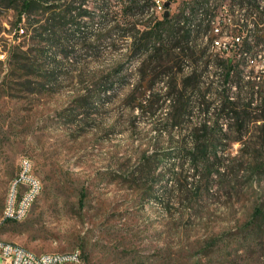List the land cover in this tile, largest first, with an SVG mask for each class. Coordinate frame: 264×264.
Masks as SVG:
<instances>
[{
    "label": "rangeland",
    "instance_id": "rangeland-1",
    "mask_svg": "<svg viewBox=\"0 0 264 264\" xmlns=\"http://www.w3.org/2000/svg\"><path fill=\"white\" fill-rule=\"evenodd\" d=\"M108 1L102 6L100 0H82L89 12L82 17L86 32L97 34L98 24L121 14L118 0ZM153 1L149 12L155 13L157 1L170 2L175 16L183 0ZM214 12L215 26L224 32L218 40L231 42L218 22L230 11L219 1ZM18 28L15 13L0 5V240L37 254L79 250L81 264H264V221L254 232L248 228L255 209L264 210V174L251 175L245 159L228 160L239 157V143L222 147L231 157L221 161L228 168L225 176L193 178L179 151L185 127L170 134L158 123L167 112L163 101L156 117L128 105L141 78V59L134 57L131 40H84L74 61L61 63L47 89L38 91L36 82H28L39 79L9 65L18 46L28 48ZM208 54L218 52L211 48ZM253 56L246 73L264 68V53ZM189 72L185 66L183 73L167 78ZM89 93L100 94L99 106L76 107V99ZM69 111L77 114L70 125ZM251 129L258 136L264 123ZM146 150L165 159L158 170L163 175L155 187L157 199L145 195L148 181L140 158ZM23 157L33 161L43 191L24 221H8L6 203ZM173 168L184 169L181 189L167 173ZM137 169L143 175H134Z\"/></svg>",
    "mask_w": 264,
    "mask_h": 264
},
{
    "label": "trees",
    "instance_id": "trees-1",
    "mask_svg": "<svg viewBox=\"0 0 264 264\" xmlns=\"http://www.w3.org/2000/svg\"><path fill=\"white\" fill-rule=\"evenodd\" d=\"M100 1L102 6L109 5L108 0ZM219 1L230 11L218 22L232 38L231 49L209 55L214 41L224 34L223 30L215 34L214 3ZM118 2L121 14L106 24H98L95 34L84 29L87 23H83L82 17L89 12L82 8V0H0V5L15 13L18 33L28 41L26 50L18 46L11 54L9 65L26 77L39 79L28 83L36 82L38 91H45L61 63L74 61L84 40L95 37L100 42L114 36L116 40H131L134 57L141 59V78L128 105L141 110L143 115L156 117L161 109L158 104L163 101V106H167L165 122L158 123L166 125L163 130L170 134L185 127V141L179 145V151L189 163L193 178L226 175L228 168L221 161L230 154L222 150L225 142L241 145L239 157H230L229 161L245 159L251 175L264 174V131L257 136L251 129L252 125L264 123V68L248 73L244 70L249 55L257 58L264 53V0H183L179 13L167 18L149 12L153 0ZM99 18L104 20L105 16ZM229 53H233L232 58L217 56ZM185 66L189 74L167 78L183 73ZM99 101L100 94L89 93L78 97L75 105L86 111L98 107ZM73 117L77 119V114L69 111L65 118L68 125ZM164 161V155L149 154L147 150L140 158V164L145 163V195L149 199H157L155 187L163 175L158 170ZM139 171L133 174L143 175ZM167 173L181 189L178 178L184 169L173 168ZM263 221L264 210L256 208L248 228L254 232Z\"/></svg>",
    "mask_w": 264,
    "mask_h": 264
},
{
    "label": "built area",
    "instance_id": "built-area-1",
    "mask_svg": "<svg viewBox=\"0 0 264 264\" xmlns=\"http://www.w3.org/2000/svg\"><path fill=\"white\" fill-rule=\"evenodd\" d=\"M165 3L155 2V15L165 13ZM220 32L217 27L215 33L218 35ZM212 49L217 52H229L231 45L223 39H216ZM42 191L43 183L35 173L33 161L23 157L20 160L19 173L11 182L4 214L5 220L24 221ZM0 259L5 264H81L82 253L75 250L69 253L37 254L18 244L0 240Z\"/></svg>",
    "mask_w": 264,
    "mask_h": 264
},
{
    "label": "water",
    "instance_id": "water-1",
    "mask_svg": "<svg viewBox=\"0 0 264 264\" xmlns=\"http://www.w3.org/2000/svg\"><path fill=\"white\" fill-rule=\"evenodd\" d=\"M165 7H166V11L164 13V17L167 18L170 15V13H169L170 2H166Z\"/></svg>",
    "mask_w": 264,
    "mask_h": 264
}]
</instances>
